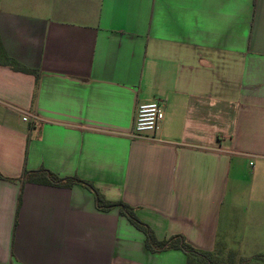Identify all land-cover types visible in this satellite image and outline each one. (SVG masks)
Here are the masks:
<instances>
[{
	"label": "crops",
	"instance_id": "1",
	"mask_svg": "<svg viewBox=\"0 0 264 264\" xmlns=\"http://www.w3.org/2000/svg\"><path fill=\"white\" fill-rule=\"evenodd\" d=\"M0 47L4 177L76 176L160 240L264 255V0H0ZM185 262L82 186L0 180V264Z\"/></svg>",
	"mask_w": 264,
	"mask_h": 264
},
{
	"label": "trees",
	"instance_id": "2",
	"mask_svg": "<svg viewBox=\"0 0 264 264\" xmlns=\"http://www.w3.org/2000/svg\"><path fill=\"white\" fill-rule=\"evenodd\" d=\"M0 54H2L0 47ZM1 64L8 67L12 71L24 74H30L37 77L35 70L26 68L15 60H12L3 54ZM0 180L20 181L22 184L31 183L57 188H71L79 185L89 190L94 198L95 206L99 211H110L116 209L118 213L125 217L131 226L139 231L144 237V247L151 253H161L165 251L178 250L185 256V264H221L223 254L221 250L207 252L193 248L183 235H171L165 239H158L149 225L142 222L136 215L135 209L122 201H109L105 199L103 194L90 182L82 180L76 176L59 177L54 173L40 168L35 171H23L22 175L17 179L6 178L0 173ZM219 251V252H218ZM217 252V253H216ZM236 253L226 251V258L230 263L234 261ZM238 264H264V255L255 256L251 259L240 258Z\"/></svg>",
	"mask_w": 264,
	"mask_h": 264
},
{
	"label": "built area",
	"instance_id": "3",
	"mask_svg": "<svg viewBox=\"0 0 264 264\" xmlns=\"http://www.w3.org/2000/svg\"><path fill=\"white\" fill-rule=\"evenodd\" d=\"M163 119L164 111L160 102L139 104L135 110L133 132L135 134L153 133L158 130ZM22 121L32 125L35 123V118L29 120V117L24 116Z\"/></svg>",
	"mask_w": 264,
	"mask_h": 264
},
{
	"label": "rangeland",
	"instance_id": "4",
	"mask_svg": "<svg viewBox=\"0 0 264 264\" xmlns=\"http://www.w3.org/2000/svg\"><path fill=\"white\" fill-rule=\"evenodd\" d=\"M215 251H217V249L215 250ZM214 251V252H215ZM223 251V252H222ZM219 252V251H218ZM221 252H222V254H223V258H222V260H221V264H238V260L241 258L238 254L236 255V257L234 258V261L232 262V263H230L229 261H228V259L226 258V251H224V250H221ZM217 253V252H216ZM254 258V257H253ZM251 259V258H250Z\"/></svg>",
	"mask_w": 264,
	"mask_h": 264
}]
</instances>
